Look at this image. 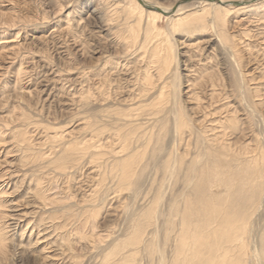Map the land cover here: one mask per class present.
I'll return each instance as SVG.
<instances>
[{
  "label": "rangeland",
  "instance_id": "obj_1",
  "mask_svg": "<svg viewBox=\"0 0 264 264\" xmlns=\"http://www.w3.org/2000/svg\"><path fill=\"white\" fill-rule=\"evenodd\" d=\"M128 1L0 0V264H159L157 244L171 264L180 216L168 238L164 220L184 174L198 180L220 145L225 175L264 173V0L214 29L199 0H150L187 5L181 27L138 21Z\"/></svg>",
  "mask_w": 264,
  "mask_h": 264
},
{
  "label": "bare ground",
  "instance_id": "obj_2",
  "mask_svg": "<svg viewBox=\"0 0 264 264\" xmlns=\"http://www.w3.org/2000/svg\"><path fill=\"white\" fill-rule=\"evenodd\" d=\"M180 1L181 0H179V2ZM231 1L233 0H199V2H195L198 3V6L201 7V11L199 10L200 13L197 12L199 13V16L196 17V20L201 19L203 22H205L204 27L211 26V28L214 29L217 27V23L223 24L224 14L230 12L232 8L231 4L235 6H244L245 4H249L245 3V1L247 0H243V2L239 5ZM128 2L129 5L124 7L123 10L125 9L126 12L133 17L134 15H136L135 17H139L138 21L141 20L143 14H146L148 17L147 24L151 26L154 25V19H161L162 15L168 16L170 21L172 20L175 26L181 27L190 23V20L188 19V17L190 16H186V12L184 14L185 16H183L182 14L187 5L183 4L174 8L167 9L161 8L162 6L160 7L159 5L151 3L150 0H129ZM225 2H228V4L225 5ZM247 6H245L244 8H246ZM238 10H241V8ZM220 37L222 36L220 35ZM218 41H220V39ZM169 46L170 45H168V47ZM183 123L184 122H182L181 125ZM215 152L216 153L213 154L212 157L214 160L213 163L203 165H207L209 166V168L211 167L210 170H203L198 177L199 179H196V181L194 178L195 175H192L188 170L190 174L187 173L188 176H185L186 174H184L183 177H186V179H184L185 182H182L183 186L186 185L188 191L185 190L186 192H184V190H182L183 193L181 192L180 194L173 193V200L171 199L172 201L170 202V206L168 208L169 212H166L167 217H165L164 220L165 224H167L168 226L165 238H168V235H170L168 233L174 229L175 219L178 216H180V218L176 221L179 220V225L181 227L179 229L178 235H176L177 240L175 239V241H177L178 244L175 247V251L173 254L174 258L171 264H199L200 261L197 260V257H200L199 255H202L206 251H208L207 256L208 253H210L211 256H208L206 261L202 264H239L240 259H242L239 257H242V255H246L248 261H246L247 263L243 262V264H264V222L257 225V219H254V214L258 212L262 204L264 205V173L262 172V168L260 166L261 163L258 164L256 162L258 166L255 167V169H253L251 172L249 171L250 173L246 170H241V172H237L235 174L232 173L230 175H225L229 173H226V171L224 170L229 167L228 164H230V162L228 163L226 160H228L229 158L227 159V157H224L226 159L225 160L221 153H225L227 152V150L224 146L220 145ZM178 161L180 162L181 158L172 156V160L164 164L165 171L167 172V179L171 178L170 176H172L176 168L175 162ZM246 162L248 163V160L243 164L244 168ZM192 164L196 166V163ZM164 165L161 168H164ZM243 165L241 166L243 167ZM122 166L127 167V165ZM238 166L240 169V164ZM132 174L133 171L130 170L129 167L128 170H125V167H123L119 178L121 184L126 183V181L128 182V179L132 176ZM161 183L162 185L160 187L161 189L159 188L160 190L157 193V199L151 206L152 213H154L156 216H153L154 220L155 218L157 220L160 217L161 211L159 210V203L165 197L166 193L165 182ZM180 195L184 199L182 204L180 203V201L182 200L181 197V200H178ZM146 211L147 210H145V212ZM146 213L144 214L146 216L145 218L148 217ZM151 219L152 217H150L148 221H150ZM149 223H151V221L147 224ZM177 225L178 224H176V226ZM160 229L161 228H159V230ZM159 230L158 232H160ZM155 238L157 239V236H155ZM159 242L157 241V243ZM0 246L1 248L6 247L3 239L0 242ZM215 246L217 247V250L215 252L216 257L213 255L214 251L212 252ZM155 247L154 245H152L150 249H148V254L153 255L156 252L158 254L157 256L159 257V264H163L166 258L165 245L157 244V247ZM221 249L223 250V252L222 254H219ZM189 252L191 253L189 254ZM225 257L228 258L227 262H225Z\"/></svg>",
  "mask_w": 264,
  "mask_h": 264
},
{
  "label": "water",
  "instance_id": "obj_3",
  "mask_svg": "<svg viewBox=\"0 0 264 264\" xmlns=\"http://www.w3.org/2000/svg\"><path fill=\"white\" fill-rule=\"evenodd\" d=\"M187 2V1H189V0H184V2ZM256 1H259V0H247V1H245V3H250V2H252V3H254V2H256ZM241 4L242 2H237L236 4Z\"/></svg>",
  "mask_w": 264,
  "mask_h": 264
}]
</instances>
